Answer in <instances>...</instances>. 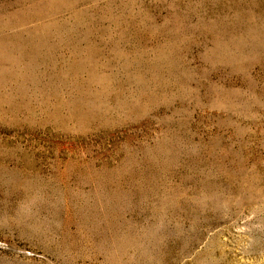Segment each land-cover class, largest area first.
<instances>
[{
    "label": "rangeland",
    "instance_id": "374dc122",
    "mask_svg": "<svg viewBox=\"0 0 264 264\" xmlns=\"http://www.w3.org/2000/svg\"><path fill=\"white\" fill-rule=\"evenodd\" d=\"M0 264H264V0H0Z\"/></svg>",
    "mask_w": 264,
    "mask_h": 264
}]
</instances>
